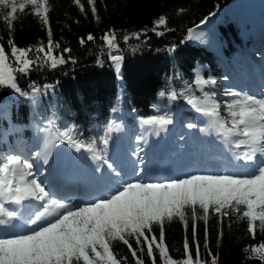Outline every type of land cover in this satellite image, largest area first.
Instances as JSON below:
<instances>
[{"label": "snow or ice", "instance_id": "snow-or-ice-1", "mask_svg": "<svg viewBox=\"0 0 264 264\" xmlns=\"http://www.w3.org/2000/svg\"><path fill=\"white\" fill-rule=\"evenodd\" d=\"M74 3L84 11L81 0H74ZM87 3L96 15V0H87ZM29 6L31 14L47 26L46 45L18 47L12 38L17 14L25 13ZM49 11V0H0V19L7 25L10 50L6 51L5 45L0 43V87L28 96L29 93L19 86L17 74L26 76L34 67L48 65L55 69L67 62L63 53H69L71 49L63 48L60 54L56 53L60 44L52 39ZM205 22L201 21V24ZM166 24L164 16L155 21L157 27ZM157 34L163 35L162 32ZM188 38H198L193 29L188 30ZM94 39L91 34L87 36L89 41ZM101 39L108 49H118L114 32H106ZM124 39L127 41L129 37ZM80 43L85 40L82 38ZM109 58L117 67L123 59L121 55L111 53ZM204 83L214 84L215 81ZM38 93L39 89L33 86L32 98L35 99ZM172 95L175 98V93ZM208 95L205 93L206 97ZM224 95L235 98L224 102V114L220 103L214 99L199 106L191 98L187 103L211 118V126L228 142L234 160L249 167L250 171L245 174H191L163 182H143L137 178L119 183L108 195L76 204L59 197L50 184L39 178V170L28 159L17 154L6 155L0 160V264H125L128 258L118 256L114 250L116 242L127 247L135 264H145L143 256H138V252L145 253V246L151 264H157V253L160 264H217L208 244L207 225L211 216L215 215L222 224L225 217L236 215L247 221V231L253 237L258 227L264 231V95L231 89H226ZM142 122L166 129L173 119L167 114L152 115ZM187 127L197 126L189 123ZM108 130H113L112 124ZM41 131L48 133V145L63 139L77 152L93 153V159L102 161L94 170L101 177L103 165L107 166L110 175H121L113 162L95 154L96 139H79L70 129L55 134L50 129ZM103 144H108L107 138ZM36 148H40L39 143ZM140 151L142 149H137L135 155L143 163ZM30 155L39 160L42 153L33 151ZM133 162L135 165L136 161ZM43 163H48L47 155L43 157ZM134 175L139 174L134 170ZM177 219L186 231L191 229V241L185 237L180 259L172 257L165 237L166 222ZM200 220L205 224L203 248L210 260L204 259L201 253L196 225ZM17 221L23 227H18ZM222 235L221 231L220 237ZM190 243L195 245V259ZM250 251L264 261V242L251 246Z\"/></svg>", "mask_w": 264, "mask_h": 264}, {"label": "trees", "instance_id": "trees-1", "mask_svg": "<svg viewBox=\"0 0 264 264\" xmlns=\"http://www.w3.org/2000/svg\"><path fill=\"white\" fill-rule=\"evenodd\" d=\"M230 1L234 0H96L97 12L93 15L87 0H81L83 12L74 0H49L52 39L60 44L55 51L57 54L63 48L71 51L63 53L67 62L55 69L45 65L34 67L26 76L17 74L18 84L28 96L0 87V160L7 152L1 136L16 123L40 125L50 121L57 131L70 129L79 139H96L103 151L109 124L123 116L130 121L134 116L174 117L186 97L203 98L205 92L230 101L231 97L218 95L213 87L201 88L195 81V69L200 67L207 79L224 76L218 44L240 46L248 34L246 17L227 13L214 21L215 27L207 28L197 41L190 42L188 38L189 29L206 16L222 11ZM31 13L29 6L25 13L17 14L11 35L18 47L47 44V26ZM160 16L166 17L167 24L157 27L155 21ZM109 31L115 33L118 49H108L102 41L101 37ZM160 32L163 35L157 34ZM89 34L95 39L87 40ZM125 36L129 37L127 41ZM0 38L6 51H10L9 32L2 19ZM110 53L123 57L118 67L110 60ZM33 86L39 89L35 99ZM30 133L26 127V136ZM12 139L10 133L9 141ZM196 225L201 253L204 259L210 260L203 248L205 224L200 220ZM207 227L209 249L217 264H264L250 251L251 246L264 242V231L259 227L253 237L247 231V221L236 215L225 217L222 224L213 215ZM186 236L191 241V229L186 231L178 219L166 222V244L173 258H182ZM190 248L195 259V245L190 243ZM114 250L118 256L128 258L125 264H135L125 245L116 242ZM139 255L145 264H151L146 246L145 253L138 252Z\"/></svg>", "mask_w": 264, "mask_h": 264}, {"label": "rangeland", "instance_id": "rangeland-1", "mask_svg": "<svg viewBox=\"0 0 264 264\" xmlns=\"http://www.w3.org/2000/svg\"><path fill=\"white\" fill-rule=\"evenodd\" d=\"M227 10L234 12V13L246 15L248 18V23H249L251 35L255 37L256 35L259 34V32L261 31L260 26L262 25V23L260 21H261L262 12L264 11V0H237L235 2L229 3L227 6ZM214 19L215 18H212L211 20H208L206 24L200 25L199 27H195L193 29L194 30V36H198V38L201 37L204 34L205 29L207 27H209L210 25H212V22L214 21ZM258 25H259V29H258V27H256ZM255 32L257 34H255ZM198 38H193V39H191V41H196V40H198ZM246 50L247 51H245L241 55H239L240 54L239 53L233 57V60H232L233 64H232V69H231V74H230V80L239 84L249 94L254 95L255 93H253L249 89V87L253 86V84L255 83L257 78H260L262 80L264 79V69H263L264 67L262 66V64H264V63L259 60L258 54H257L258 52L252 46H250V48L249 49L247 48ZM238 72L244 74V76H243L244 81L243 82L240 81L243 79L238 77V74H239ZM258 73H261V74H258ZM198 74H199V72L197 71V80H198L199 84H201L202 86L206 85V83H204L205 80H203L201 78V76H199ZM257 74H258V76H257ZM262 80H259V81L261 82ZM244 83H245L246 87H244V85H242ZM263 90H264V88H262L260 93H257V94H261L259 96L264 95ZM209 98L211 99V97H207L208 100H210ZM207 102H209V101H206L204 104H206ZM150 129L155 130V127H152ZM14 131L18 132V134H17L18 138H16V139L18 141V145H20L19 147H22L24 150H23V153H21V151L18 150L16 152H13V154H17V155H20L22 158L28 159L30 162H32L34 164V166L42 163L43 157L45 155H47L48 160H51L50 159L51 157L55 158V156L57 158V154H59V152L57 150V146L59 145L60 142H56V145H54V146L51 145V147H56V148H51V149L56 151L52 155H50V153L48 155L47 151L49 148L46 149L47 151H44V150L42 151V150H40L41 148H39L37 151H41L42 156H41V159L37 160L33 156L30 155V153L34 151L33 147L30 146V144H25V142L23 141V138H22L23 132H24L23 127L17 125V126H15ZM136 133H137V135H134L132 137V139L134 141L133 150L136 153L137 149H142V151L139 152V156H140V158H142L143 163H141L140 160H138V158L135 154H134L135 155L134 158H132L131 155L129 156L128 155L129 154L128 149L125 150L126 152H123L122 146L120 145L119 150H117L115 152L120 157V159L117 160L119 164L116 162L118 164L116 169L118 171H120L121 175L119 177H117V176H115L114 173L112 174V181H111V183H109V188L112 189V191L118 187L119 183H122L124 181H131V180H134L137 178L143 182H163V181H167V180L173 179V178H183L184 176L191 175V174H209L204 169L197 170L195 168V165H197L199 168L204 163L194 164V162H193L192 167L188 168V170H190L191 172H189L185 175L178 174V175H174V176H168L166 170H163V168L166 166H169L171 163H176V161H177V163L181 162L180 159H178V157H176L175 155L171 154L172 158L170 160H166V162H157L153 158V156L150 154V151H151L150 148H148L146 145V141L151 134L149 132V128L147 127V125L143 124V125L138 126ZM125 134H127V132H125ZM42 135L44 136L45 139H47L46 133H43ZM165 138L167 140V137H165ZM32 142H33V140H32ZM65 144H67V143H65ZM44 146H45V143H44ZM108 147L110 149V153L113 155V153H112L113 151L111 149L112 147L111 146H108ZM165 148H167L166 142H165ZM180 149L181 148H178V151ZM74 157H75L74 158L75 160H74V164H72V165L76 166L75 161L78 159V154H76V156H74ZM79 157H81V155H79ZM116 157L117 156H114L113 158L116 159ZM111 160H113L114 162L116 161L114 159H111ZM133 161H136L135 165H134ZM66 162H67V157L65 155H63V158L60 159L56 164H58V167H61L64 169L65 168L71 169L72 166H70V165L68 167L65 166ZM125 166H127L128 168H134L135 172H137L139 175L138 176L134 175V172L132 174H128L127 176L122 174ZM158 167H160V170L162 172H165L164 175L161 176L159 174H155L157 170L154 168H158ZM109 193H107V194H109Z\"/></svg>", "mask_w": 264, "mask_h": 264}, {"label": "bare ground", "instance_id": "bare-ground-1", "mask_svg": "<svg viewBox=\"0 0 264 264\" xmlns=\"http://www.w3.org/2000/svg\"><path fill=\"white\" fill-rule=\"evenodd\" d=\"M257 27V26H256ZM244 75H243V73H239L238 74V77H243ZM244 80V79H243ZM119 125V124H118ZM120 129H122L121 127H120ZM164 135H165V133H162V132H159L158 130H155V131H151V139H150V142L152 143V144H156L157 143V141H158V138H160V139H162L163 137H164ZM187 139H186V143H188L189 141V138L188 137H186ZM40 140H42V139H40ZM186 147H188L187 145H186ZM47 148H49L48 149V151L50 152V146L47 144ZM62 152H63V150L62 149H59V156H57V158L58 159H61L62 158ZM222 155H225V153H221ZM157 156H158V159L160 160L161 158H163V153H162V150H160V151H158V154H157ZM226 156V155H225ZM56 158V157H55ZM54 157H51V159H53V161L55 162V163H57L58 162V159L56 158L55 159ZM68 161V160H67ZM190 162V160H187L186 161V163H189ZM185 163V164H186ZM66 164H67V162H66ZM182 169H183V167L181 166V167H177V171H182ZM245 169H249V168H245ZM52 170H50V172H51ZM97 172H95V174H96ZM97 176H100V174H97ZM58 182L60 181V180H57ZM90 185V184H89Z\"/></svg>", "mask_w": 264, "mask_h": 264}]
</instances>
